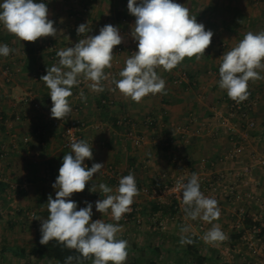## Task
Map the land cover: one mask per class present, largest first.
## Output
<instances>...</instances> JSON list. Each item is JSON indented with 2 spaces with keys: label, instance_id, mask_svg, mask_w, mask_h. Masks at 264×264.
I'll return each instance as SVG.
<instances>
[{
  "label": "crops",
  "instance_id": "1",
  "mask_svg": "<svg viewBox=\"0 0 264 264\" xmlns=\"http://www.w3.org/2000/svg\"><path fill=\"white\" fill-rule=\"evenodd\" d=\"M36 2L47 5L48 18L54 21L57 29L56 37L23 42L0 25V45L7 44L14 49L7 57L0 55V264H59L32 253L35 239L41 234L40 218L48 217V196L53 199L56 196L52 185L63 156L71 152L62 148L60 129L53 128L46 119L51 116L52 101L50 90L40 77L47 74V68L58 64L53 59L58 57L57 51L74 46L86 35H98L108 24L119 29L123 50L117 51L116 46L113 49L112 67L104 70L108 79L101 82L105 90L93 92L88 87L91 82L85 81L82 86L72 88L73 95L68 99L70 106L77 105L79 110L75 115L84 123L80 140L92 145L93 158L86 159L85 165L91 168L93 163H104L115 170L113 174L108 171L94 174L85 190L74 193L69 199L76 202L77 210L86 207L85 201L92 203L93 221L102 219L106 223H117L110 210L104 215L96 211L95 202L103 199L104 194L98 187L96 192L90 189L93 184L105 183L114 193L119 179L133 174L139 190L131 205L135 211L124 214L118 222L122 232L117 238L127 240L129 245L125 264H149L155 260L158 264H185L164 261L163 253L168 249L163 240L153 245V237L181 238L189 234L199 237V243L205 244L202 236L213 224L230 225L233 216L229 211L232 206L245 205V192L256 189L264 198L263 168L256 166L247 182L227 175V171L239 169L243 161L250 162L249 149H262L264 79L249 81L248 91L256 103L253 102L252 110L246 115H230L232 99L218 84L222 55L235 47L247 32L264 31V0H174L187 7L206 31L213 32L211 45L200 60L185 58L171 71L157 69L166 82V94H149L139 103L124 97L119 90L111 91L112 80L120 79L119 72L126 59L137 51L138 42L131 35L135 17L127 9L128 0ZM80 24H88L95 33L78 36L76 30ZM180 70L188 71V75L181 77ZM260 75L264 76V71ZM81 90L86 101L80 99ZM27 93L40 101L43 112L30 104L16 102L15 97ZM216 113L222 117L215 118ZM249 120H254L257 127L248 128ZM38 129L40 133H36ZM138 136L141 141L136 144ZM25 137H28L27 142ZM235 143L245 146L235 162H220ZM175 156L180 157L179 160ZM217 168L226 172L225 183L236 188L233 194L218 200L221 212L218 220L207 223L186 219L183 208L178 205V209L171 212L174 202L167 189L172 183L170 176L186 173L190 178L195 173L215 180L218 179ZM144 186L155 191V195L144 193ZM239 198L242 200L238 201ZM251 205L255 206L254 202ZM156 217H170L168 222L175 220L176 224L169 230H166L167 223L157 229L153 226ZM182 227L190 230L182 233ZM210 258L207 264L212 261Z\"/></svg>",
  "mask_w": 264,
  "mask_h": 264
},
{
  "label": "clouds",
  "instance_id": "2",
  "mask_svg": "<svg viewBox=\"0 0 264 264\" xmlns=\"http://www.w3.org/2000/svg\"><path fill=\"white\" fill-rule=\"evenodd\" d=\"M127 9L135 17L132 38L138 42L137 51L125 61L119 72L120 79L112 80L115 88L126 98L139 103L149 95L166 94L165 80L157 69L171 71L185 58L200 60L211 45L213 32L205 30L196 16L182 4L174 0H128ZM49 10L45 3L36 0H3L0 3V25L23 42H35L43 37H56L54 21L48 18ZM77 35L87 34L88 24H80ZM123 42L117 27L103 26L98 35H86L72 47L57 51L58 64L47 68L42 80L50 90L51 117L63 120L72 108L69 97L72 88L84 81H90L88 87L93 92H103L102 81L108 79L106 68L112 67L113 49ZM14 49L7 44L0 45V55L7 57ZM264 31L247 32L243 39L231 50L222 55L219 66V88L226 90L230 99L241 103L248 99L249 81L264 79ZM80 99L86 101L83 90ZM71 152L63 156L52 187L56 190L55 199L48 196L47 219L41 220V245L55 240L68 249L75 250L79 257L68 256L65 264L74 259H91L92 264H125L128 257V241L117 238L122 232L119 221L124 214L131 212L134 197L139 195L135 176L129 173L119 179L118 187L113 189L105 183L93 184L91 192L97 187L104 198L95 202L96 211L108 214L117 223H106L102 219L92 220L93 205L85 201L86 207L77 210L75 201L69 199L74 193L85 190L94 174L104 167L102 163H93L91 168L85 160L93 158L92 145L84 140L70 145ZM183 179V178H182ZM182 193V206L186 219H200L212 223L220 217V208L215 198L206 197L200 190L197 174L193 173L187 182L177 181ZM189 227H182L187 233ZM228 239L218 224H213L203 236L206 244L217 246ZM179 243L191 245L194 241L187 235H181Z\"/></svg>",
  "mask_w": 264,
  "mask_h": 264
},
{
  "label": "built area",
  "instance_id": "3",
  "mask_svg": "<svg viewBox=\"0 0 264 264\" xmlns=\"http://www.w3.org/2000/svg\"><path fill=\"white\" fill-rule=\"evenodd\" d=\"M90 33H95V30L89 27ZM117 51L123 50V45L120 44L116 46ZM56 62L59 61V58L54 59ZM181 71V77L187 76L185 70ZM81 79V83L78 86H82L85 81ZM115 88V84H112L111 89ZM16 102L18 103H25L30 104L33 108L44 111L42 108V104L39 100L35 99L34 95L31 93L23 94L21 96L15 97ZM111 102H113L111 100ZM244 102V101H243ZM230 115L236 116L238 114L246 115L248 112L242 110V103L233 102L230 104ZM72 111L71 113L66 116L63 120L54 119L51 116H46V119L50 123L51 126L54 128H58L61 131L62 135V148L71 150V143L73 140L80 141L81 138V131L84 128L83 121L75 114H77L79 108L77 105L71 106ZM216 117L221 118L222 115L216 113ZM99 127V125H97ZM257 127V123L254 120H249L248 128L254 129ZM187 131V129H183ZM41 130H37L36 133H40ZM185 134V133H184ZM25 142L28 141V137H25ZM141 141V137L138 136L135 139V143L139 144ZM245 149L243 144L235 143L233 147L226 152L222 158H220V162H235V158L242 153ZM248 157L250 162L243 161L241 167L239 169H233L232 172L227 171V175L231 179H238L241 178L246 182L251 179L253 170L256 166H259L264 169V143L262 144L261 151H258L255 148L248 150ZM180 157L175 156V159L179 160ZM104 164V163H102ZM228 167L223 168L226 170ZM114 168L110 165L104 167L100 171H108L112 174L114 173ZM222 170V168H217V176L218 179H205L204 177H199L200 183V190L206 197L215 198L217 201L221 195L228 196L229 194H233L236 191L234 185L229 182L225 183L226 172ZM183 178V179H182ZM187 174L182 173L175 176L172 180V183L167 188L169 193L177 202L179 208H183L182 206V193L181 190L177 188V181L182 180V182H187ZM258 184V182H256ZM142 191L150 196L155 195V191H152L149 187L144 186ZM246 200H253L255 206L253 208H249L248 206L241 205V206H232L231 210L229 211L230 214L233 216V220L231 221L230 225L227 227L220 226L221 230L228 236L226 241H229L233 233H237L239 235V239L243 242L250 250L254 251L260 259V263L264 264V198L261 197L256 189L249 190L244 194ZM131 212L135 211L133 207H131ZM157 219V217H156ZM170 217H163L158 218L155 220L159 227H164L166 223L170 220ZM137 222H140V218H136ZM249 220L247 224L246 221ZM224 241V242H226ZM37 264V263H36ZM188 264V263H185Z\"/></svg>",
  "mask_w": 264,
  "mask_h": 264
},
{
  "label": "rangeland",
  "instance_id": "4",
  "mask_svg": "<svg viewBox=\"0 0 264 264\" xmlns=\"http://www.w3.org/2000/svg\"><path fill=\"white\" fill-rule=\"evenodd\" d=\"M186 71V70H185ZM181 73V71H180ZM21 96V95H20ZM219 114V113H218ZM215 118L216 114H215ZM210 174V172H209ZM207 174V177H210V175ZM174 177L170 176V180H173ZM169 179V178H168ZM156 193V192H155ZM158 194V192H157ZM221 197H224V195H221ZM169 198V196H168ZM242 200L239 198L238 201ZM243 202V201H242ZM253 200H244V204L246 206L252 207ZM250 204V205H249ZM172 223V222H171ZM167 223L166 226L168 225L169 227L166 230L171 229L172 227L174 228L176 222L173 220V223ZM153 226H157V229H160L161 227H158L157 223H153ZM191 227V226H190ZM209 227V226H208ZM162 229V228H161ZM156 230V229H155ZM189 236V234H185ZM162 236V235H161ZM231 239V238H230ZM163 240L164 247L168 249L163 256L164 261H167L168 263L170 261H177V262H184L186 263L187 261H191L189 263H192L194 259L187 253L183 252L184 248L186 245H181L179 243L180 237H175V238H168L167 236H164L162 238H158V236L155 235L152 239V244L156 245L159 241ZM222 246L217 245L213 246L210 244H201L199 243V250L207 255L208 257H212V261L209 264H261L259 256L252 250H250L243 242H241L240 239L232 238L229 241L222 242L220 243ZM175 249L176 251L174 252L173 250ZM188 263V264H189ZM81 264V263H78ZM88 264H92V261ZM194 264V263H193Z\"/></svg>",
  "mask_w": 264,
  "mask_h": 264
},
{
  "label": "trees",
  "instance_id": "5",
  "mask_svg": "<svg viewBox=\"0 0 264 264\" xmlns=\"http://www.w3.org/2000/svg\"><path fill=\"white\" fill-rule=\"evenodd\" d=\"M53 59H56V57H54ZM186 75H188V71H186ZM254 101L256 103V100H254ZM254 101L252 100V95H249L247 100H245L244 102H241L242 108H243L242 110H245L246 112L251 111L253 108V102ZM233 102H235V101L232 100L231 103H233ZM172 200L174 203H172L171 212H175L178 209L176 207L177 202L174 199H172ZM246 223L248 224L249 220H247ZM189 237L194 241V243L191 245H188V244L186 245V247L184 248L185 253H187L188 255H190L192 257V259H194L192 261L194 264H207L211 258L208 257L207 255H204L199 250L198 243L200 242V238L197 236H192V235H189ZM232 237L239 239V235L237 233H236V235L234 234V236H232ZM40 239H41V234L37 235V237L35 239L32 253L35 254L36 256L40 257V258H43L46 261L55 260L59 264H65V260L68 256H73V257H79L80 256V254L78 252H76L75 250L68 249V248L64 247L63 245L58 244L55 240L51 241L48 245H41L39 242ZM91 261H92L91 259L85 260L82 257H80L79 260L74 259L72 261V264H78V263L88 264ZM193 263H189V264H193ZM149 264H158V263L155 260V261H151Z\"/></svg>",
  "mask_w": 264,
  "mask_h": 264
}]
</instances>
